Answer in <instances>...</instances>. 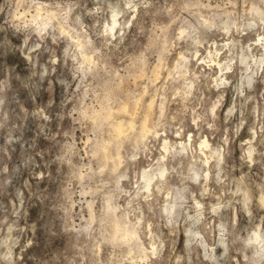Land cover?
Masks as SVG:
<instances>
[{
	"label": "clouds",
	"instance_id": "clouds-1",
	"mask_svg": "<svg viewBox=\"0 0 264 264\" xmlns=\"http://www.w3.org/2000/svg\"><path fill=\"white\" fill-rule=\"evenodd\" d=\"M0 264H264V0H0Z\"/></svg>",
	"mask_w": 264,
	"mask_h": 264
}]
</instances>
